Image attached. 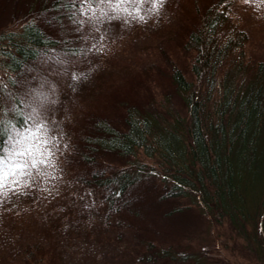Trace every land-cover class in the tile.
I'll list each match as a JSON object with an SVG mask.
<instances>
[{"label": "trees", "instance_id": "1", "mask_svg": "<svg viewBox=\"0 0 264 264\" xmlns=\"http://www.w3.org/2000/svg\"><path fill=\"white\" fill-rule=\"evenodd\" d=\"M234 4L207 0L187 31L184 64L156 72L166 83L151 77L104 110L83 109L62 150L80 194L133 232L145 263L218 264L180 224L196 211L210 225L227 224L245 254L264 264V57H251ZM84 6L0 0L11 17L0 26V161L33 122L28 79L36 63L84 59ZM34 247L27 261L56 264Z\"/></svg>", "mask_w": 264, "mask_h": 264}, {"label": "rangeland", "instance_id": "2", "mask_svg": "<svg viewBox=\"0 0 264 264\" xmlns=\"http://www.w3.org/2000/svg\"><path fill=\"white\" fill-rule=\"evenodd\" d=\"M206 1L165 0L154 9V0H87L80 20L84 59L60 66L45 59L36 63L28 79L33 122L17 137L11 156L0 161V176L7 173L0 190L6 192L0 195V264H32L26 257L38 244L56 264H151L140 259L133 232H121L114 219L80 194L62 150L83 109L104 110L112 98L142 90L151 77L166 83L156 72L173 61L184 64L187 31ZM234 10L251 36V57L261 59L264 0H235ZM8 13L0 9V26L10 20ZM38 125L43 127L37 130ZM18 164L27 165L26 175H20ZM182 220L210 260L259 264L227 224L210 225L196 211Z\"/></svg>", "mask_w": 264, "mask_h": 264}, {"label": "snow or ice", "instance_id": "3", "mask_svg": "<svg viewBox=\"0 0 264 264\" xmlns=\"http://www.w3.org/2000/svg\"><path fill=\"white\" fill-rule=\"evenodd\" d=\"M84 2L86 3L87 0H84ZM104 0H101V3H103ZM165 2V0H154V4H153V8L155 9L157 5H160L162 6L163 3ZM245 3H249V0H244ZM118 7V6H117ZM103 15V13H102ZM93 16H95V12L93 11ZM141 19H143V17H141ZM74 79L76 78L75 76L73 77ZM43 125H38L37 126V130H39V128H42ZM34 134V133H33ZM17 135H22V133H17ZM45 143H47V141H45ZM22 154V153H21ZM40 163H45V161L41 160ZM37 166V161L34 159L32 161V167H36ZM17 168H19L21 171H20V175L23 176V175H26V173L23 171V169L25 167H27V165H16ZM28 176H31V173H27ZM7 176V173H4L3 176H0V190L4 189V178ZM23 183L25 185H27L28 181H23ZM6 192H0V195H5Z\"/></svg>", "mask_w": 264, "mask_h": 264}]
</instances>
